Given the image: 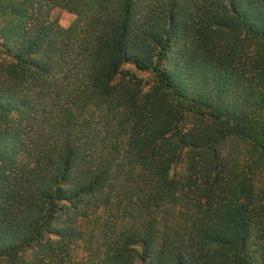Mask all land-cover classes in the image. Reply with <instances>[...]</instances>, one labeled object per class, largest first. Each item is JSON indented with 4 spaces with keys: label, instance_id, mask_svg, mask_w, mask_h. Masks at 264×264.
<instances>
[{
    "label": "trees",
    "instance_id": "1",
    "mask_svg": "<svg viewBox=\"0 0 264 264\" xmlns=\"http://www.w3.org/2000/svg\"><path fill=\"white\" fill-rule=\"evenodd\" d=\"M0 264H264V0H0Z\"/></svg>",
    "mask_w": 264,
    "mask_h": 264
},
{
    "label": "rangeland",
    "instance_id": "2",
    "mask_svg": "<svg viewBox=\"0 0 264 264\" xmlns=\"http://www.w3.org/2000/svg\"><path fill=\"white\" fill-rule=\"evenodd\" d=\"M53 15L56 16V17H58V19L60 20V23L63 26H66V27L69 26V25H71V23L74 20V16L73 15H71L67 11L62 10L60 8L55 9L53 11ZM78 255L80 257L83 255V252H82V250L80 248L78 249Z\"/></svg>",
    "mask_w": 264,
    "mask_h": 264
}]
</instances>
